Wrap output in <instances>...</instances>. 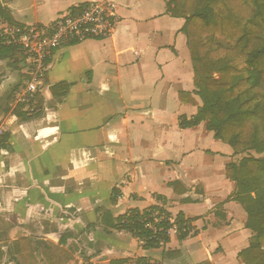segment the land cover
Instances as JSON below:
<instances>
[{"label": "crops", "instance_id": "0c3cea01", "mask_svg": "<svg viewBox=\"0 0 264 264\" xmlns=\"http://www.w3.org/2000/svg\"><path fill=\"white\" fill-rule=\"evenodd\" d=\"M99 1L0 0V10L12 25L42 28ZM167 1L114 0L112 35L55 50L29 108L11 107L25 58L0 57V264H244L255 234L225 175L241 156L205 122L179 127L202 103L184 19ZM59 84L63 97L51 90ZM151 207L181 214L188 236L146 249L115 228Z\"/></svg>", "mask_w": 264, "mask_h": 264}, {"label": "trees", "instance_id": "16d2710c", "mask_svg": "<svg viewBox=\"0 0 264 264\" xmlns=\"http://www.w3.org/2000/svg\"><path fill=\"white\" fill-rule=\"evenodd\" d=\"M166 12L184 19L181 33L186 37L195 93L202 103L191 119L180 117L179 127L193 128L205 122L214 139L228 145L233 156H241L225 169L235 185L234 198L247 215L245 227L255 234L239 258L244 264H264V0H168ZM0 15L12 24L4 11ZM14 53H18L15 48L0 47V57ZM67 89L65 84L51 88L59 97ZM186 95L180 93V100ZM148 210H158L165 220L171 219L158 207L129 210L115 228L141 240L144 248L154 249L168 243L165 231L169 224L154 225L163 232L145 228ZM175 221L177 238L182 240L189 234V222L181 214ZM138 264L146 262L139 260Z\"/></svg>", "mask_w": 264, "mask_h": 264}, {"label": "built area", "instance_id": "2783aa9c", "mask_svg": "<svg viewBox=\"0 0 264 264\" xmlns=\"http://www.w3.org/2000/svg\"><path fill=\"white\" fill-rule=\"evenodd\" d=\"M117 24L114 0H103L74 6L49 26L25 27L4 22L0 25V47L15 48L27 63V79L15 94L12 108L31 107L42 86L49 68L50 59L58 48L81 44L88 40L108 39ZM145 228L163 232L154 225L168 222L166 234H178L175 218L165 220L158 210H148Z\"/></svg>", "mask_w": 264, "mask_h": 264}]
</instances>
